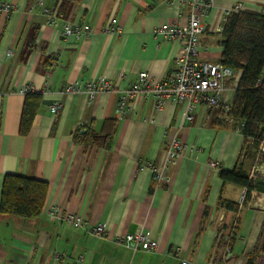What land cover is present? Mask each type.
<instances>
[{
  "label": "crops",
  "instance_id": "crops-1",
  "mask_svg": "<svg viewBox=\"0 0 264 264\" xmlns=\"http://www.w3.org/2000/svg\"><path fill=\"white\" fill-rule=\"evenodd\" d=\"M6 1L16 8L0 11V204L7 174L45 181L49 189L37 218L0 213V264H264V178L241 203L245 187L220 176L221 170L240 168L250 177L255 167V152L237 123H229L220 108L198 106L193 121L180 128L182 104L168 101L157 111L143 95L119 118L122 91L141 71L158 81L175 69L180 44L155 38L153 30L164 23L185 26L190 8L169 0H45L60 16L51 24L36 0ZM237 3L264 11V0H217L203 19L201 59L220 61L224 35L215 25L222 9ZM113 18L119 34L107 32ZM67 23L89 24L93 32L67 38ZM235 73L231 98L241 77ZM102 76L117 85L116 92L92 101L61 93L68 83ZM28 86L41 100L23 134ZM55 102L61 107L52 113ZM107 120L116 122L109 148L75 141L80 131L101 133ZM172 137L187 148L171 166V181L156 187L147 163L164 164ZM221 198L239 203V209L221 206ZM54 205L91 225L104 224L109 235L96 237L52 221L48 212ZM140 228L157 240L156 250L116 243V236ZM228 242L234 255L226 260Z\"/></svg>",
  "mask_w": 264,
  "mask_h": 264
},
{
  "label": "built area",
  "instance_id": "built-area-1",
  "mask_svg": "<svg viewBox=\"0 0 264 264\" xmlns=\"http://www.w3.org/2000/svg\"><path fill=\"white\" fill-rule=\"evenodd\" d=\"M217 0H169L174 4L180 2L190 8L189 21L185 26L176 23H164L154 28L153 35L157 39H166L180 44V52L175 61V69L166 75L162 80L155 81L150 78L147 71H141L136 81L132 82L122 91L118 103L119 118H126L131 112V101L143 95L151 97L154 101L155 109L161 111L168 101L182 104V117L179 127L194 119V111L198 106H204L208 110L220 108L224 117L229 123H237V129L243 133L244 121L235 119L229 114L232 109L230 91L231 82L235 78L236 70L220 61H208L201 59V53L206 49L202 35L206 31L203 22L211 10L216 6ZM36 6L41 9L51 24H56L60 19L58 12L48 7L45 0H36ZM15 5L6 0H0V11L12 12ZM243 3H237L233 7L223 8L222 16L216 23V30L222 31L228 15L232 12L245 11ZM264 15V11L260 12ZM93 28L89 24L67 23L64 27V35L67 38L89 37ZM111 34H119L121 27L117 19L113 18L107 28ZM117 85L107 77H96L94 79H84L68 83L61 93L83 94L89 100H94L101 93H112L117 91ZM33 87H26L25 92L32 91ZM48 90V88L46 89ZM61 104L55 102L50 106L52 113H57ZM147 121V118H144ZM186 145L177 137H172L167 144V156L164 164L158 168L154 160L147 163V167L154 173L156 187H163L171 181L170 169L175 160L186 151ZM264 156V136L259 145V154L256 158L255 167L250 173L251 179L264 176V163L260 162ZM215 165V163H212ZM247 189L245 188L240 202L244 203ZM48 217L52 221L66 222L74 227H82L87 232L96 237H105L109 231L104 224L91 225L82 215L65 211L62 207L54 205L48 212ZM232 238V234L227 236ZM116 243L131 247L134 251H153L158 247V242L150 236L149 231L140 228L134 233L118 235ZM230 242L225 246L223 257L228 260L233 257L234 250L230 247ZM181 247H176L174 254H180ZM82 258L77 259V263ZM182 264H188L183 260Z\"/></svg>",
  "mask_w": 264,
  "mask_h": 264
},
{
  "label": "trees",
  "instance_id": "trees-1",
  "mask_svg": "<svg viewBox=\"0 0 264 264\" xmlns=\"http://www.w3.org/2000/svg\"><path fill=\"white\" fill-rule=\"evenodd\" d=\"M224 40L220 62L241 71L234 90L232 109L235 119L244 121L243 134L250 146L258 148L264 136V15L255 11L232 12L222 30ZM39 93H27L21 119V133L29 132L40 104ZM116 128L115 120H107L101 133L77 132L75 141L91 146L111 145ZM224 182H232L247 189L246 200L256 188L257 179H251L240 168L221 170ZM49 185L47 182L18 174L4 178L0 213L8 216L37 218L44 209ZM219 204L227 209L238 210L240 204L220 199ZM264 249V242L262 245Z\"/></svg>",
  "mask_w": 264,
  "mask_h": 264
},
{
  "label": "rangeland",
  "instance_id": "rangeland-1",
  "mask_svg": "<svg viewBox=\"0 0 264 264\" xmlns=\"http://www.w3.org/2000/svg\"><path fill=\"white\" fill-rule=\"evenodd\" d=\"M249 148H251V150L255 152V157H254V160H255L257 158L258 154H259V147L258 148H254L252 146V147H249ZM263 160H264V156L261 157L260 162H262ZM258 178H264V176H260Z\"/></svg>",
  "mask_w": 264,
  "mask_h": 264
}]
</instances>
